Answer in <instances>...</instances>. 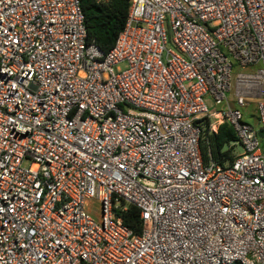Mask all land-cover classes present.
Instances as JSON below:
<instances>
[{"label": "built area", "instance_id": "built-area-1", "mask_svg": "<svg viewBox=\"0 0 264 264\" xmlns=\"http://www.w3.org/2000/svg\"><path fill=\"white\" fill-rule=\"evenodd\" d=\"M260 131L264 0H131L106 54L81 0H0V264H264Z\"/></svg>", "mask_w": 264, "mask_h": 264}, {"label": "trees", "instance_id": "trees-1", "mask_svg": "<svg viewBox=\"0 0 264 264\" xmlns=\"http://www.w3.org/2000/svg\"><path fill=\"white\" fill-rule=\"evenodd\" d=\"M130 3L131 0H81L88 40L95 41L105 54L114 47L126 25ZM253 108L254 104L250 101L248 119L257 122ZM198 123L201 127L200 150L204 162L214 160L223 166L232 164L240 155L237 147L241 145L233 125L223 122L213 131L209 118H202ZM260 136H264L262 131ZM120 215L128 227L137 233L142 231L143 220L136 205L129 204L128 209L121 211Z\"/></svg>", "mask_w": 264, "mask_h": 264}, {"label": "rangeland", "instance_id": "rangeland-1", "mask_svg": "<svg viewBox=\"0 0 264 264\" xmlns=\"http://www.w3.org/2000/svg\"><path fill=\"white\" fill-rule=\"evenodd\" d=\"M171 42H169V46H171ZM120 67L123 69L125 68V65L124 64H121ZM235 76H236V72L233 73V76H232V86L234 88V84H235ZM232 93V92H231ZM254 104V112H256V105H257V100H251ZM250 102V101H249ZM208 103L210 106H212V100H208ZM256 124H258L256 121H255ZM263 151H264V141H263ZM237 152L239 154H241L243 152V147L242 145H238L237 147ZM25 164H28V161H25ZM95 205H98V202L96 200H92L90 203H89V209L93 211V216L97 219L98 218V214L96 213V210L95 208H93V206Z\"/></svg>", "mask_w": 264, "mask_h": 264}]
</instances>
